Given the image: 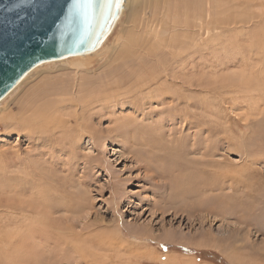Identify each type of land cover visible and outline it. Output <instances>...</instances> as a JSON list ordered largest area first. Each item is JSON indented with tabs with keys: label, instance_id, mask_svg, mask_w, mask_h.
Instances as JSON below:
<instances>
[{
	"label": "rangeland",
	"instance_id": "obj_1",
	"mask_svg": "<svg viewBox=\"0 0 264 264\" xmlns=\"http://www.w3.org/2000/svg\"><path fill=\"white\" fill-rule=\"evenodd\" d=\"M129 5L93 55L35 67L0 102L1 112L18 118L32 88H40L41 97L66 88L69 98L71 91L90 87L89 82L98 86L103 75L111 83L97 93L107 99L104 110L88 119L93 136L71 134L62 143L14 121L8 130L0 118V264H8L13 252L17 260L15 250L20 249L27 253L25 264H168V255L193 264H264V0H194V24L208 27L202 36L180 23H163L169 14L167 0H131ZM170 33L175 40L171 46L159 40H168ZM191 34L198 38L196 45ZM154 42L158 48H147ZM126 50L136 61L131 66L121 62ZM175 53L189 56L188 62ZM80 63L82 68L75 71L74 64ZM178 69L191 77L179 75L184 71L177 74ZM199 76L206 80L205 97L198 92L202 87L190 82ZM160 88L165 92H158ZM63 109L69 112L72 105ZM205 151H212L221 166L253 169L251 183L233 190L226 181L220 191L166 201L176 172L157 173L175 162L194 170ZM217 193H231L224 206L239 208L235 218L225 212L215 217L204 209L193 212L192 206L210 204ZM154 203L182 205L190 212L174 215ZM137 231L151 238L141 239Z\"/></svg>",
	"mask_w": 264,
	"mask_h": 264
},
{
	"label": "bare ground",
	"instance_id": "obj_2",
	"mask_svg": "<svg viewBox=\"0 0 264 264\" xmlns=\"http://www.w3.org/2000/svg\"><path fill=\"white\" fill-rule=\"evenodd\" d=\"M167 2H168V12H167V10H166V14L167 13H169L168 14V16H167V18L166 19H163V23L165 24V25H169V23H172V24H176L177 23V25L180 23V25H182L184 28H188V31L189 32H191L192 34H198V35H200V36H202V33H203V31H205L207 28H205L204 26H203V23L202 22H200V25L199 24H194L196 21H198V19H197V13H196V11H195V9L196 8H194V10H192V8H191V5L194 3V0H167ZM123 4H122V6H121V9H120V11H119V15H118V18H117V20L119 19V17H120V15L123 13V11L125 10V11H127L126 10V8H127V5H128V9H129V7H131V5H129V4H131V0H123V2H122ZM196 3V2H195ZM193 6H195V5H192V7ZM170 7V8H169ZM201 7V6H200ZM180 9H182V13L181 12H179L180 11ZM216 9V8H215ZM150 10V9H149ZM201 10V9H200ZM199 10V11H200ZM213 10V9H212ZM130 11V10H129ZM153 12H154V10H153ZM203 12H205V11H203ZM131 13V12H130ZM134 14V13H133ZM160 14V13H159ZM200 14V13H199ZM202 15V14H201ZM203 16V15H202ZM204 16H205V14H204ZM132 17V16H131ZM213 17V16H212ZM211 17V18H212ZM216 17H218V16H216ZM133 18V17H132ZM137 18V17H136ZM213 18H215V17H213ZM212 18V19H213ZM134 19V18H133ZM225 19H226V17H225ZM117 20H116V22H117ZM161 20V19H160ZM220 20V19H219ZM136 20H134V22H135ZM140 21V20H139ZM142 21H144V20H142ZM205 21V20H204ZM203 21V22H204ZM221 21V20H220ZM115 22V23H116ZM146 22H148V21H146ZM207 22V21H206ZM206 22H204V23H206ZM222 22V21H221ZM136 23V22H135ZM135 23H134V26H135ZM159 23V22H158ZM161 23V22H160ZM159 23V24H160ZM133 24V23H132ZM137 24V23H136ZM208 24V23H207ZM143 25V24H142ZM161 25V24H160ZM165 25H162L163 27L165 26ZM114 26H115V24H114ZM114 26H113V28H114ZM140 26H141V24H140ZM145 26H146V24H145ZM148 26V25H147ZM146 26V27H147ZM161 26V27H162ZM196 26H198V28H197V31H195V30H193ZM215 26V25H214ZM138 27V26H137ZM144 27V26H143ZM170 27H171V25H170ZM169 27V28H170ZM212 27V26H211ZM215 27H217L218 28V26H215ZM215 27H213L214 29H216ZM112 28V29H113ZM139 28H141V27H139ZM182 28V27H181ZM142 29V28H141ZM141 29H139V30H141ZM144 29V28H143ZM163 29V28H162ZM176 30H177V28H175ZM167 30V27H165L164 28V30L163 31H165V33L166 32H168V30ZM218 30H220V29H218ZM128 32V31H127ZM130 32V31H129ZM161 32H162V30H161ZM171 32V31H170ZM214 32V31H213ZM158 33V32H157ZM173 33V32H172ZM182 33V32H181ZM212 33V32H211ZM140 35L141 34V32H140V34L138 33V32H136V34L135 35ZM161 34V33H160ZM159 33L157 34V36L159 35V36H161L162 37V35H160ZM175 34H176V32H175ZM179 34V33H178ZM183 34H188V33H183ZM192 34L190 35V37H189V39H191L190 41H191V44L193 45H196V40L198 39V38H196V40L193 38V36H192ZM194 34V35H195ZM137 35V37H139ZM148 35V34H147ZM125 36V35H124ZM123 36V37H124ZM165 36V35H164ZM218 36V35H217ZM129 37L130 36H128V39H129ZM137 37H135V38H137ZM199 37V36H198ZM107 38V37H106ZM105 38V39H106ZM150 38V37H149ZM176 38V37H175ZM179 38H181V37H179ZM186 38V37H185ZM184 38V39H185ZM208 38V37H207ZM138 39V38H137ZM136 39V40H137ZM140 39V38H139ZM155 39V38H154ZM157 39V38H156ZM200 39V38H199ZM202 39V38H201ZM200 39V40H201ZM211 39V38H210ZM220 39V38H219ZM130 40H131V38H130ZM129 40V41H130ZM149 40V39H148ZM159 40H161V41H164V40H166L165 42H166V44L165 45H169V46H171V45H174V43H175V40H173L172 39V35H171V33H170V35L168 36V40H167V37H163V38H161V39H159ZM205 40V39H204ZM214 41L216 40L215 38L213 39ZM155 41V40H154ZM160 41V42H161ZM189 41V40H188ZM198 41V40H197ZM206 41V40H205ZM204 41V42H205ZM105 42V40L103 41V43ZM131 42V41H130ZM148 42V41H147ZM159 42V43H160ZM164 42V43H165ZM199 42V41H198ZM102 43V44H103ZM127 43V42H126ZM150 43V42H149ZM163 43V42H162ZM101 44V45H102ZM128 44V43H127ZM126 44V45H127ZM130 44H133L132 42L130 43ZM155 44V45H154ZM154 44H148L149 46H147V48H149V49H156V48H158V44H157V42H154ZM189 44V43H188ZM207 44V43H206ZM206 44H204V45H206ZM122 45V44H121ZM138 45V44H137ZM136 45V46H137ZM164 45V44H163ZM162 45V46H163ZM203 45V44H202ZM208 45V44H207ZM134 46V45H133ZM135 46V47H136ZM141 46H143V45H141ZM177 46V45H176ZM198 46V45H197ZM122 47V46H121ZM124 47H125V45H124ZM131 47V45H129V48ZM168 47V46H167ZM195 47V46H194ZM101 48V46L99 47V48H97L96 50H94L93 52H91V53H89V54H84V55H75V56H72V57H68V58H63V59H57V60H52V61H47V62H44V63H41V64H39L38 66H36V67H40L41 65H43V64H45V63H49V62H59V61H64L65 59H69V58H73V57H83V56H89V55H93L94 54V52H96L97 50H99ZM132 48V47H131ZM164 47H162V49H163ZM185 48H186V46H185ZM191 48V47H190ZM193 48V47H192ZM191 48V49H192ZM198 48V47H197ZM200 48V47H199ZM198 48V49H199ZM223 48V47H222ZM126 49V48H125ZM166 49V48H165ZM196 49V48H195ZM201 49V48H200ZM122 50V49H121ZM124 50V49H123ZM135 50H136V48H135ZM184 50V49H183ZM202 50H204V49H202ZM127 51V50H126ZM129 52L131 51V50H128ZM127 51V52H128ZM141 51V50H140ZM152 51V50H151ZM150 51V52H151ZM181 51V50H180ZM189 51V50H188ZM126 52V55H128V56H125V58L123 57L122 58V61L121 62H125L126 64H129V66H131L130 64L131 63H133V62H136V61H133V60H131L132 58V55H129V54H131V53H127ZM144 52H145V50H144ZM143 52V53H144ZM147 52V51H146ZM145 52V53H146ZM168 52H169V50H168ZM201 52V51H200ZM133 53H135V52H133ZM178 54H179V52H177ZM177 53H175V54H177ZM119 54V53H118ZM124 54H125V52H124ZM178 54H177V58L179 59V57H178ZM227 54V53H226ZM121 55V54H120ZM119 55V56H120ZM144 55V54H143ZM142 55V56H143ZM149 55H150V53H149ZM118 56V57H119ZM131 56V57H130ZM135 56V55H134ZM148 56V55H147ZM172 56V55H171ZM203 56V55H202ZM141 57V56H140ZM144 57L145 56H143V60H144ZM157 56H155V58H156ZM174 57V56H173ZM182 57V56H181ZM181 57H180V59H181ZM190 57H192V56H190ZM120 58H121V56H120ZM119 58V59H120ZM134 59H135V57H133ZM148 58V57H147ZM182 58H184V57H182ZM201 58H203V57H201ZM79 59V58H78ZM148 59H150V57L148 58ZM172 59V58H171ZM174 60H175V58H173ZM172 59V60H173ZM185 59V61L186 62H188V59H189V56H188V59H187V56H186V58H184ZM139 60H140V58H139ZM173 60V61H174ZM177 60V59H176ZM191 60V59H190ZM158 61V60H157ZM181 61V60H180ZM183 61V60H182ZM184 61V62H185ZM76 62V61H75ZM142 62H144V61H142ZM159 62V61H158ZM178 61H176V63H177ZM203 62V61H202ZM155 63V62H154ZM161 63V62H160ZM159 63V64H160ZM175 63V64H176ZM178 63H181V62H178ZM124 64V63H123ZM138 64L140 65V64H143V63H139L138 62ZM158 64V65H159ZM187 65H188V63H186ZM200 64V63H199ZM153 65V64H152ZM151 65V66H152ZM156 65V64H155ZM154 65V66H155ZM170 65V64H169ZM177 66L179 65V64H176ZM183 65V67L184 66H186L187 67V65H184V64H181V66ZM201 65V64H200ZM82 64L80 63V64H74V68H75V71L76 70H78V72H79V70H80V68H82ZM151 66H149V67H151ZM181 66H179V67H181ZM121 67V66H120ZM144 67V66H143ZM170 67V66H169ZM185 67V68H186ZM201 67V66H200ZM205 67V66H204ZM133 68V67H132ZM166 69H167V67H165ZM178 68V67H177ZM182 68V67H181ZM180 68V69H181ZM189 69H190V67H188ZM203 68V67H202ZM34 69V68H33ZM32 69V70H33ZM140 69V68H139ZM147 69V68H146ZM154 69V68H153ZM180 69H178V70H180ZM193 69H195V68H193ZM204 69V68H203ZM31 70V71H32ZM74 70V69H73ZM142 70V69H141ZM140 70V71H141ZM187 70V69H186ZM192 70V68L190 69V71ZM205 70V69H204ZM31 71L30 72H28L23 78H22V80L9 92V93H7L1 100H0V102H2V101H4L9 95H10V93H12V91H14L17 87H18V85L20 84V83H22V81L24 80L25 81V79H27V77L29 76V74L31 73ZM163 71V70H162ZM170 71V70H169ZM174 71H175V69H174ZM181 71H184V70H180V71H178L177 72V74L179 73V72H181ZM200 71V70H199ZM142 72H144V73H142V74H146L147 73V71H142ZM146 72V73H145ZM158 72V71H157ZM156 72V73H157ZM160 72V71H159ZM172 72H173V70H172ZM172 72H170L171 74H173ZM176 72V71H175ZM203 71H201V73H202ZM182 74H179V75H183L185 78L187 77V75H188V73H189V76L188 77H191V73L190 72H188L187 73V71L185 72H181ZM198 73V72H197ZM200 73V72H199ZM203 73H205V72H203ZM74 74H75V72H74ZM73 74V75H74ZM106 75V74H105ZM137 75H138V73H137ZM154 75V74H153ZM206 75V74H205ZM205 75H204V77H205ZM75 76V75H74ZM109 76H111V75H109ZM113 76V75H112ZM152 76V75H151ZM150 76V77H151ZM157 76H159V75H157ZM168 76V75H167ZM173 76H174V74H173ZM136 77V76H135ZM169 77L171 78L172 76H170L169 75ZM174 77H176V79L178 80V76L177 75H175ZM178 77V78H177ZM58 78V77H57ZM79 78L81 79L82 78V76H79ZM114 78V77H113ZM126 78V77H125ZM147 78V77H146ZM106 79H109L108 77L107 78H105L104 77V75H103V78H102V80L101 81H99V82H97L98 83V86L97 85H95V84H93V82H89V85L88 86H90V87H88V88H86V89H83L81 92H80V89H78L77 91L76 90H73V91H71L69 94L71 95L69 98H66L65 96H67V91L69 90H67L66 88H56V93H53V91H51V93H42L43 95H42V97L41 96H37V94L38 93H40V92H42L41 91V89L40 88H38L37 90H32L31 89V91L32 92H29V96L26 98V111L24 110H22L21 112H23V113H21V116L20 117H18V118H16L15 117V115H8V114H6L5 112H1V110H0V118H1V121L3 122V124H5V128L6 127H8V125H11V122H16V125H18V124H20L22 127L24 126V128L25 127H27V126H29L30 128V130L31 131H33L34 133L35 132H39L40 133V135H48L49 137H51V138H53V139H58V138H60L61 140V142H62V140H63V138L64 137H69V135H71V134H73V135H79L78 137H80V135L82 134H84V133H89V135L91 134L92 136H93V134L94 133H92L91 131H93L94 132V128H92V125H91V123H90V121L88 120V119H91V115L93 114V113H95V112H97V111H100V110H102L103 108H105V105H104V103L106 102V98H102V97H99V96H97V93L99 92V90L101 89V88H103L105 85H108L109 84V81L108 80H106ZM122 79V78H121ZM123 79H124V76H123ZM151 79H153L154 81L156 80V76L154 75V76H152V78ZM172 79V78H171ZM176 79H174V80H176ZM196 79V78H195ZM63 80H66V79H63ZM72 80V79H71ZM76 80V79H75ZM78 80V79H77ZM113 81L114 80H116V79H112ZM111 79H110V81H112ZM137 80L138 79H134V82H137ZM148 80H149V78H148ZM104 81V82H103ZM156 81H158V80H156ZM156 81H155V83H156ZM172 81V80H171ZM171 81H170V83H171ZM179 81V80H178ZM177 81V82H178ZM183 81H185V80H183ZM187 81V80H186ZM81 81L79 80V83H80ZM116 81H114V83H115ZM117 82L119 83L120 81H118L117 80ZM141 82H143V81H141ZM147 82V81H146ZM151 82V81H150ZM182 82V81H181ZM192 84H194L195 83V85H197V86H199V87H202V88H199L200 90L198 91L199 93H200V91H201V94H199V95H201V96H203L204 95V97H205V94H204V90H205V82H206V80L203 78V76H199V78H197L196 80H193V81H190ZM41 83V82H40ZM44 83V82H43ZM42 83V84H43ZM59 83V82H58ZM61 83V82H60ZM66 83V82H65ZM72 83V82H71ZM125 83V82H124ZM129 83H130V81H129ZM47 84V83H46ZM70 84V83H69ZM111 84V83H110ZM109 84V85H110ZM113 84V83H112ZM138 84V83H137ZM150 84H152V83H150ZM173 84V83H172ZM181 84V83H180ZM184 84H188V82H186V83H184ZM41 85V84H40ZM171 85V84H170ZM54 86H56V85H54ZM53 86V87H54ZM78 86V85H77ZM149 86H154V85H149ZM172 86V85H171ZM184 86V85H183ZM188 86V85H187ZM187 86H185L186 88H188ZM38 87V86H37ZM52 87V86H51ZM72 87H73V85H72ZM75 87H76V85H75ZM138 87V86H137ZM147 87V86H146ZM41 88H43V87H41ZM46 88V87H45ZM79 88V87H78ZM158 88V84H157V87H156V89ZM51 88H49V90H50ZM153 89H154V87H153ZM159 89V88H158ZM157 89V90H158ZM45 90H47V89H45ZM70 90H72V88L70 89ZM85 90V91H84ZM160 90L161 91H158V92H160V93H164L165 91H163V89H161L160 88ZM83 91H84V93H83ZM151 91H153V90H151ZM151 91H149V92H151ZM169 91V90H168ZM44 92V91H43ZM69 92V91H68ZM77 92H78V94H77ZM79 92H80V94H79ZM53 93V94H52ZM153 92H151V94H152ZM154 94V93H153ZM50 95H52L51 97H50ZM108 97V96H107ZM201 98V97H200ZM110 99V98H109ZM204 100V99H203ZM206 100V99H205ZM201 101V100H200ZM187 102V101H186ZM204 102V101H203ZM190 103V102H189ZM201 103H202V101H201ZM66 104H71L72 105V109L69 111V110H67V111H69V112H62L64 109V106H66ZM203 104V103H202ZM206 104V103H205ZM229 105V104H228ZM25 106V105H24ZM202 106V105H201ZM205 106V105H204ZM203 107V106H202ZM201 107V108H202ZM206 107V106H205ZM204 107V108H205ZM203 109V108H202ZM104 110V109H103ZM204 110V109H203ZM8 113V112H7ZM8 115V116H7ZM17 115V114H16ZM99 115V114H98ZM103 116V115H102ZM16 120V121H15ZM18 123V124H17ZM120 124H121V121H120ZM119 126V124H115V127H118ZM122 126H123V124H122ZM18 127V126H17ZM120 127V126H119ZM10 128L11 129H13V126H10ZM23 128V129H24ZM8 130H9V127L7 128ZM15 130V129H14ZM19 130V129H18ZM18 130L16 131V132H18ZM23 131H26V129L25 130H23ZM110 131V130H109ZM21 132H22V130H21ZM27 132H29V130L28 131H26L25 133H27ZM32 132V134H34ZM23 133V132H22ZM81 133V134H80ZM36 134V133H35ZM38 134V133H37ZM30 135V134H29ZM28 136V135H27ZM47 136V137H48ZM36 138V137H35ZM41 137H39V139H40ZM93 138V137H92ZM65 139V138H64ZM37 141H39V140H37ZM57 141H59V140H57ZM56 141V142H57ZM59 141V143H61ZM46 142V141H45ZM64 142V141H63ZM62 142V143H63ZM69 143V142H68ZM58 144V143H57ZM71 144V143H70ZM44 145V144H43ZM61 146V145H60ZM201 152V151H200ZM250 153V152H249ZM244 154V153H243ZM213 155H214V153L212 152V151H205V152H203V159L202 160H200L199 161V165L200 166H198V167H196L194 170H189V171H187V169H189V167L186 165V164H179L178 162H175V164H172V165H168V167H166L167 168V170H166V168H164V170H161V171H159V173H157V177L158 176H162V175H170L171 176V173H170V171H175L176 172V175H175V178L174 179H176V181H175V185H174V187H173V189H172V187H171V193L169 194V196H168V200L166 199V201H171V202H175V201H177V200H185V198H190V197H193V196H196V195H198V194H200V193H205V191H216V189L218 190V191H220L221 189H224V186L226 187V185H227V183L225 184V182L227 181L228 182V186L231 188V189H233V190H237L239 187H243L244 185H247V184H250L251 182H250V179H251V176H252V173H254V171H253V169H251V168H248V166H243V167H240V168H232V167H227V166H221V164H222V162L221 161H218V160H213ZM244 155H246V153L244 154ZM250 155V154H249ZM207 156H209V157H211V158H205V157H207ZM215 157V156H214ZM245 157L246 156H243V161H244V164H246V163H248L247 161H249L248 160V158H247V161L245 160ZM247 157H249V156H247ZM40 159V158H39ZM251 160L252 159H250V162H251ZM188 161V160H187ZM196 161H198V160H196ZM147 166V165H146ZM242 166V165H241ZM191 168V167H190ZM186 171V172H185ZM164 172V173H163ZM182 173H185V174H182ZM164 177V176H163ZM166 177V176H165ZM153 178H155L154 176H153ZM169 178V177H168ZM250 178V179H249ZM171 179V178H170ZM177 180H180V181H177ZM167 183V182H166ZM173 184V183H172ZM225 184V185H224ZM170 185V184H169ZM159 186V185H158ZM167 186H168V184H167ZM232 191V190H231ZM234 192V191H233ZM232 193V192H231ZM231 193L230 194H223V193H217L216 195H214L212 198H211V202H210V204H204V203H197V205L195 204L194 206H192V210H193V212L194 211H198V210H202V209H204V210H206V212L207 213H209V214H211V217L214 215V217H215V215H220L221 213H224L225 212V214L227 215V216H234V218L237 216V215H235V209H237V207L236 206H234V207H231V208H227V207H225L224 206V203L226 202V197L229 199V198H231ZM234 196V195H233ZM232 199H234V200H236L237 198H232ZM230 201V200H229ZM228 202V201H227ZM230 202H232V201H230ZM158 203V202H157ZM157 203H154V205H155V207H157L158 209H163V211H167V210H169V209H171L170 211H171V214H177V213H179V214H182L183 212H185V213H187V212H190V211H187V209H185V207L183 206L182 207V205H179V206H171V207H169V206H164V207H161V205H158ZM163 204V203H162ZM232 204H233V202H232ZM235 204V203H234ZM242 204V203H241ZM229 206H230V204H229ZM232 206V205H231ZM237 206H239V203H238V205ZM21 207V206H20ZM17 208H19V207H17ZM22 208V207H21ZM28 208V207H27ZM30 208V207H29ZM156 208V209H157ZM166 210H165V209ZM187 208V207H186ZM20 209V208H19ZM19 209H17V210H19ZM26 208L24 207V210H25ZM32 209V208H31ZM239 209V208H238ZM237 209V210H238ZM242 209V208H241ZM240 209V210H241ZM21 210V209H20ZM27 210V209H26ZM11 211V210H10ZM37 210H35L34 212H36ZM40 211V210H39ZM187 211V212H186ZM243 211V210H242ZM19 212V211H18ZM21 212V211H20ZM31 212H33V211H31ZM204 212V211H203ZM237 212V211H236ZM239 212V211H238ZM25 213V212H24ZM42 214V213H41ZM188 214V213H187ZM241 214H243L244 215V213H241ZM38 215V214H37ZM183 215V214H182ZM202 215V214H201ZM223 215V214H222ZM239 215V214H238ZM41 216V215H40ZM173 216V215H172ZM180 216V215H179ZM197 216V215H196ZM200 216V215H199ZM204 216V215H203ZM240 216V215H239ZM224 217H226V216H224ZM42 218V217H41ZM204 218V217H203ZM202 218V219H203ZM42 220V219H41ZM209 221V220H208ZM207 223V222H206ZM23 224V223H22ZM29 224V223H28ZM44 224V223H43ZM201 224V223H200ZM12 227H14V226H12ZM34 227V226H33ZM147 232H145L144 233V231H142V232H138L137 231V233H135V235L136 236H140V238L141 239H145V240H147V239H150V238H148V236H149V234L147 235L146 234ZM167 234V233H166ZM70 235V234H69ZM10 236V235H9ZM221 236V235H220ZM153 239V238H152ZM155 239V238H154ZM219 238L218 237H215L213 240H218ZM220 240V239H219ZM21 242V241H20ZM110 243V242H109ZM199 244V243H198ZM4 245V244H3ZM10 247V246H9ZM16 247V246H15ZM19 249V248H18ZM2 250V249H1ZM14 251V250H13ZM20 251H21V249H20ZM19 250L18 251H16L15 250V252H17L18 253V261H19V263L20 264H22V263H24L25 264V262H28L27 261V259H26V257H27V253H22V252H20ZM11 253V252H10ZM10 253H6V256L8 255V254H10ZM2 254V253H1ZM4 256H5V254H4ZM10 256V255H9ZM80 257V256H79ZM4 258V257H3ZM9 258V260H5V262H9L8 264H18L17 263V260L15 259V256H14V252L13 253H11V256L10 257H8ZM83 258V257H82ZM171 257H169V255L168 256H166V258H165V260L167 259V263L168 264H193V262H191V261H189V260H182V259H179V258H175L174 257V259H170ZM168 259H170L169 261H168ZM165 262V263H166Z\"/></svg>",
	"mask_w": 264,
	"mask_h": 264
},
{
	"label": "water",
	"instance_id": "obj_3",
	"mask_svg": "<svg viewBox=\"0 0 264 264\" xmlns=\"http://www.w3.org/2000/svg\"><path fill=\"white\" fill-rule=\"evenodd\" d=\"M122 2L85 23L74 0H0V100L39 64L99 48Z\"/></svg>",
	"mask_w": 264,
	"mask_h": 264
},
{
	"label": "snow or ice",
	"instance_id": "obj_4",
	"mask_svg": "<svg viewBox=\"0 0 264 264\" xmlns=\"http://www.w3.org/2000/svg\"><path fill=\"white\" fill-rule=\"evenodd\" d=\"M23 2L24 0H21V3ZM74 3L78 17L87 23L97 12L102 15L107 8H110L112 0H74Z\"/></svg>",
	"mask_w": 264,
	"mask_h": 264
}]
</instances>
